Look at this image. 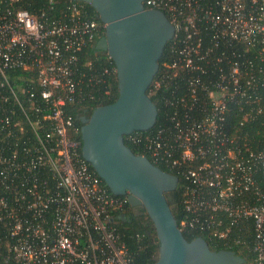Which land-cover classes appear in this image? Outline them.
<instances>
[{"label":"built area","instance_id":"2783aa9c","mask_svg":"<svg viewBox=\"0 0 264 264\" xmlns=\"http://www.w3.org/2000/svg\"><path fill=\"white\" fill-rule=\"evenodd\" d=\"M23 1L0 0V264H132L114 225L128 193L84 160L69 111L106 25L82 2ZM143 4L174 26L172 60L148 89L160 123L124 138L177 177L182 233L264 264V0Z\"/></svg>","mask_w":264,"mask_h":264},{"label":"water","instance_id":"95a60500","mask_svg":"<svg viewBox=\"0 0 264 264\" xmlns=\"http://www.w3.org/2000/svg\"><path fill=\"white\" fill-rule=\"evenodd\" d=\"M90 5L105 35L94 46L116 68L118 97L81 117L82 157L112 194L125 196L153 225L158 242L154 264H246L231 250L213 251L202 237L187 241L165 194L177 188L176 176L136 155L124 143L133 132L154 127L158 109L147 91L159 69L175 28L159 10L146 9L145 0H73Z\"/></svg>","mask_w":264,"mask_h":264},{"label":"trees","instance_id":"16d2710c","mask_svg":"<svg viewBox=\"0 0 264 264\" xmlns=\"http://www.w3.org/2000/svg\"><path fill=\"white\" fill-rule=\"evenodd\" d=\"M41 3V0H24L19 8L33 13L36 9L41 7ZM86 8L90 11L94 18H97L96 12L90 5L86 4ZM171 43L172 41H169L166 44L162 57L159 60L160 69L162 64L172 60L170 53ZM86 60L90 62L88 67L90 69L89 73L95 75L96 80L88 82L85 78L84 82L80 85L82 92L80 99L69 107L70 114L75 119L77 124L81 123V117L85 116L88 118L96 107L112 104L118 97L116 74L106 75L104 73L105 69L114 66L107 54L102 51H96L94 47L88 48L86 50ZM88 68L86 67V70H84L87 76ZM147 94L157 106L158 115L155 125H158L163 115L160 104V95L159 93L149 94V90L147 91ZM124 143L134 154H140V151L128 142L127 138H124ZM158 167L163 171H167L162 165H158ZM165 198L174 218L178 222L182 213L179 188H176L173 192L166 193ZM136 211H134V209L127 203L124 212L117 216L114 225L120 234L121 240L128 249L132 258V264H154L158 257V242L155 237L153 225L149 218L141 210ZM183 235L187 241H192L197 237H202L211 250H232L237 255L244 258L246 264H253L252 255L246 250L215 245L206 236L200 234H190L188 232H184Z\"/></svg>","mask_w":264,"mask_h":264},{"label":"flooded vegetation","instance_id":"af4514ba","mask_svg":"<svg viewBox=\"0 0 264 264\" xmlns=\"http://www.w3.org/2000/svg\"><path fill=\"white\" fill-rule=\"evenodd\" d=\"M136 210H140V208H135L134 211H136ZM136 212H137V211H136ZM136 212H135V213H136Z\"/></svg>","mask_w":264,"mask_h":264}]
</instances>
